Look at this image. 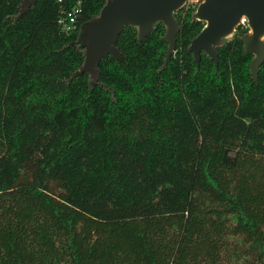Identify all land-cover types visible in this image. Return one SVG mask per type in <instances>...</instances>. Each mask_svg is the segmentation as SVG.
Listing matches in <instances>:
<instances>
[{"label":"trees","instance_id":"16d2710c","mask_svg":"<svg viewBox=\"0 0 264 264\" xmlns=\"http://www.w3.org/2000/svg\"><path fill=\"white\" fill-rule=\"evenodd\" d=\"M23 1L0 0V264H264V61L253 80L247 25L197 65L187 2L166 62L161 22L125 26L92 82L77 38L106 0Z\"/></svg>","mask_w":264,"mask_h":264},{"label":"water","instance_id":"95a60500","mask_svg":"<svg viewBox=\"0 0 264 264\" xmlns=\"http://www.w3.org/2000/svg\"><path fill=\"white\" fill-rule=\"evenodd\" d=\"M191 1L197 2L194 17L204 23L188 46L195 63L198 65L204 52L216 65V47L233 34L240 18L245 16L248 31L241 36V41L243 49L253 55L250 73L253 80H257L259 65L264 61V0H106L94 18L80 26L77 42L84 45V62L74 73L88 72L91 81L96 82L98 62L108 54L120 58L115 41L123 28L134 26L142 38L151 32L156 22L165 26L166 62L175 50L178 24L174 12ZM35 2L24 0L21 8Z\"/></svg>","mask_w":264,"mask_h":264},{"label":"built area","instance_id":"2783aa9c","mask_svg":"<svg viewBox=\"0 0 264 264\" xmlns=\"http://www.w3.org/2000/svg\"><path fill=\"white\" fill-rule=\"evenodd\" d=\"M77 11H78V8L74 7L71 10H68L65 13V15L59 19V22L61 23V25L65 29V31H68V30L73 28V26H74L73 22L75 21ZM239 25H244V26L247 25V19L245 16L240 18V24Z\"/></svg>","mask_w":264,"mask_h":264},{"label":"rangeland","instance_id":"374dc122","mask_svg":"<svg viewBox=\"0 0 264 264\" xmlns=\"http://www.w3.org/2000/svg\"><path fill=\"white\" fill-rule=\"evenodd\" d=\"M191 3H192V4H194V3H196V4H197V2H195V1H191Z\"/></svg>","mask_w":264,"mask_h":264}]
</instances>
